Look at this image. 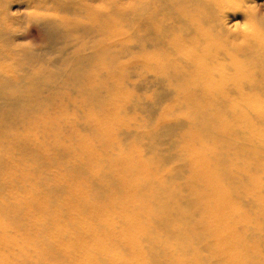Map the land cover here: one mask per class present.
Segmentation results:
<instances>
[{"label": "bare ground", "instance_id": "6f19581e", "mask_svg": "<svg viewBox=\"0 0 264 264\" xmlns=\"http://www.w3.org/2000/svg\"><path fill=\"white\" fill-rule=\"evenodd\" d=\"M0 264H264V0H0Z\"/></svg>", "mask_w": 264, "mask_h": 264}, {"label": "clouds", "instance_id": "9594fccd", "mask_svg": "<svg viewBox=\"0 0 264 264\" xmlns=\"http://www.w3.org/2000/svg\"><path fill=\"white\" fill-rule=\"evenodd\" d=\"M253 15L259 12V8L255 5L251 7ZM224 35V39L234 48L246 46L250 39H252L256 33V24L254 21L246 18L243 22L235 21L224 24L221 29Z\"/></svg>", "mask_w": 264, "mask_h": 264}, {"label": "rangeland", "instance_id": "374dc122", "mask_svg": "<svg viewBox=\"0 0 264 264\" xmlns=\"http://www.w3.org/2000/svg\"><path fill=\"white\" fill-rule=\"evenodd\" d=\"M260 3V2H259ZM16 10V8H14ZM13 9V11H14ZM27 36H28V39L31 40L34 44H37V40L35 39V35L34 34H29V32H27Z\"/></svg>", "mask_w": 264, "mask_h": 264}]
</instances>
